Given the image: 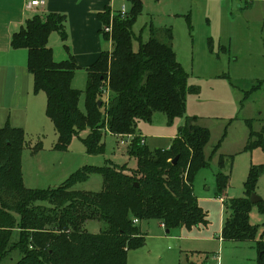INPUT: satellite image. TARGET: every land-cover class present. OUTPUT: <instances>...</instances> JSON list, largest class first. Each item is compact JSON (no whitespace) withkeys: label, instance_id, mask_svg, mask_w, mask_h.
Returning <instances> with one entry per match:
<instances>
[{"label":"trees","instance_id":"trees-1","mask_svg":"<svg viewBox=\"0 0 264 264\" xmlns=\"http://www.w3.org/2000/svg\"><path fill=\"white\" fill-rule=\"evenodd\" d=\"M129 1L131 8L125 18L120 14L110 18L109 7L98 16L104 25L113 24L112 32H103L113 49L103 52L86 69L85 91L72 85L81 69L75 57L57 62L49 46L52 33L67 41L66 15H37L11 38L13 49L28 51L34 94L46 95V114L58 135L55 149L66 151L74 137L88 131L82 139L86 151L100 155L105 151L106 133L122 139L132 136L130 155L137 159V169L127 172L116 166L86 165L61 186L31 189L24 184L22 168L26 133L8 124L1 128L0 264H128V253L146 244L143 222L157 221L169 233L209 224L194 183L210 166L205 154L210 130L198 125L199 118L192 117L186 119L167 149L151 151L140 138L139 124L150 122L156 113L165 114L170 121L183 117L187 97L197 89L189 85V75L177 59L171 30L161 40L151 27V38L147 42L139 40L138 50H134L137 37L133 27L142 14L143 3ZM65 48L69 50L67 44ZM259 89L245 92L244 101ZM83 95L85 112L79 107ZM246 123L249 137L245 150L264 149V127L255 131L252 120ZM225 137L226 132L221 142ZM232 161L222 157L219 166L223 169ZM263 173L264 167H252L245 184L247 197L225 202L231 214L222 230L223 243L255 242L257 264H264V236L257 240L258 228L250 223V197ZM92 174L102 176L100 192L73 189ZM216 181L218 193L224 194L230 176L220 172ZM44 203L48 206L41 205ZM258 204L264 212V201ZM91 221L102 222L105 228L90 233L86 225Z\"/></svg>","mask_w":264,"mask_h":264},{"label":"rangeland","instance_id":"rangeland-1","mask_svg":"<svg viewBox=\"0 0 264 264\" xmlns=\"http://www.w3.org/2000/svg\"><path fill=\"white\" fill-rule=\"evenodd\" d=\"M142 3V14L133 27L137 37L134 50H138L139 40L147 42L151 38V27L161 40L171 30L177 59L189 75V85L197 92L188 95L183 117L170 121L165 114L156 113L150 122H141L138 130L147 138L151 151L169 148L187 118H199L198 125L210 130L211 140L205 148L210 166L199 173L194 183L209 224L201 228L182 227L167 234L159 222L151 221L150 225L143 222L146 244L128 253V264H257L255 242L223 243L218 237L231 214L225 202L247 197L245 184L252 167H264V149L245 150L249 137L246 120H252L255 131L264 127V0H142ZM123 7L128 12L130 1L116 0L118 14ZM108 26L113 29L112 22ZM51 36L50 45L58 55L68 42L58 33ZM86 84V72H79L74 88L85 91ZM258 86L260 89L244 101L245 92ZM37 96L35 114L27 117V127H23L26 143L22 168L26 187L43 190L61 186L84 165H110L125 168L127 172L137 169V159L130 155L131 139L122 141L110 133L104 136L105 151L100 155L87 153L82 142L87 136L85 132L74 137L66 151L56 150L58 135L46 114V95L42 92ZM79 107L85 112L84 95ZM220 142L218 151L213 153ZM38 146L41 149L36 151ZM222 157L232 158V164L226 162L221 169ZM220 172L230 176L224 194L217 191ZM73 189L100 192L102 176L92 174ZM253 194L264 201V173ZM250 223L258 228L259 240L264 236L261 205L252 206ZM104 228L105 224L98 221L86 225L93 234ZM214 254L217 256L213 259Z\"/></svg>","mask_w":264,"mask_h":264},{"label":"crops","instance_id":"crops-1","mask_svg":"<svg viewBox=\"0 0 264 264\" xmlns=\"http://www.w3.org/2000/svg\"><path fill=\"white\" fill-rule=\"evenodd\" d=\"M108 7L111 9L112 17L118 15L116 0H47L45 6L37 9H28L26 0H0V127L8 124L24 130L27 127V117L35 114L36 97H38L34 94V79L28 70V51L13 49L12 36L21 31L26 22L37 15L45 16L50 13L66 15L68 33L66 42L69 50L65 48L57 55L50 45L51 38L49 46L53 49L54 59L57 62L65 61L71 55L75 57L81 68L76 73V78L79 72H86V69L94 64L103 52L113 49L112 42L103 36L106 25L104 26L98 17ZM21 117H23L22 122ZM139 135L148 146L147 138L141 135L140 130ZM125 139L127 138H123ZM160 226L165 229L161 223ZM223 227L224 225L222 230ZM165 232L167 233L166 229ZM218 240L222 241V231ZM215 256L217 255L212 256L213 259Z\"/></svg>","mask_w":264,"mask_h":264},{"label":"built area","instance_id":"built-area-1","mask_svg":"<svg viewBox=\"0 0 264 264\" xmlns=\"http://www.w3.org/2000/svg\"><path fill=\"white\" fill-rule=\"evenodd\" d=\"M46 2H47V0H26L27 8L28 9H37V8L43 7V6L46 5ZM119 14H120V16L122 18H125L127 16V9L125 7H123L121 9V11L119 12ZM104 31L105 32H112V28L110 26H108L106 28V30L104 28ZM127 138L131 139V141L133 140V137L132 136H129ZM122 141H123V139H122Z\"/></svg>","mask_w":264,"mask_h":264},{"label":"water","instance_id":"water-1","mask_svg":"<svg viewBox=\"0 0 264 264\" xmlns=\"http://www.w3.org/2000/svg\"><path fill=\"white\" fill-rule=\"evenodd\" d=\"M98 106H99V107L102 106V102H101V101L98 102ZM177 160H178V158H176V159L174 160V163H176ZM136 186H138V185L136 184ZM250 200H251V203H252L253 205H256V204H258L259 202L262 201L261 198H259L256 194H252L251 197H250ZM167 233H169V231H167Z\"/></svg>","mask_w":264,"mask_h":264}]
</instances>
